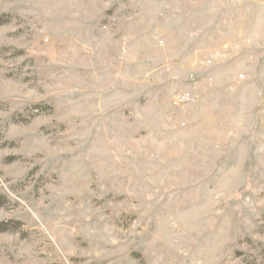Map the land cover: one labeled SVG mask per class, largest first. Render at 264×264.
<instances>
[{
  "label": "rangeland",
  "instance_id": "1",
  "mask_svg": "<svg viewBox=\"0 0 264 264\" xmlns=\"http://www.w3.org/2000/svg\"><path fill=\"white\" fill-rule=\"evenodd\" d=\"M0 264H264V0H0Z\"/></svg>",
  "mask_w": 264,
  "mask_h": 264
}]
</instances>
